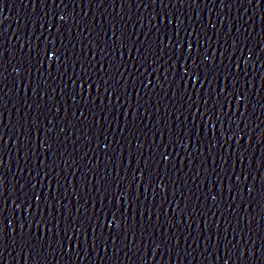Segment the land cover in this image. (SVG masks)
Listing matches in <instances>:
<instances>
[{
	"label": "water",
	"instance_id": "1",
	"mask_svg": "<svg viewBox=\"0 0 264 264\" xmlns=\"http://www.w3.org/2000/svg\"><path fill=\"white\" fill-rule=\"evenodd\" d=\"M45 37L66 71L41 65ZM0 44V264L264 262V0H5ZM221 89L242 99L209 119ZM29 234L43 250L21 251Z\"/></svg>",
	"mask_w": 264,
	"mask_h": 264
},
{
	"label": "snow or ice",
	"instance_id": "2",
	"mask_svg": "<svg viewBox=\"0 0 264 264\" xmlns=\"http://www.w3.org/2000/svg\"><path fill=\"white\" fill-rule=\"evenodd\" d=\"M5 2V0H0V4H3ZM35 2V0H34ZM43 3L48 4L51 3L53 5L57 4V0H42ZM60 2L62 3L63 0H60ZM153 2H155V0H153ZM161 3H163V0H160ZM181 3L184 2V0H180ZM197 2V0H191V3L195 4ZM249 3H252V0H248ZM255 3L257 5H259L261 3V0H255ZM45 15H48L47 13ZM53 16L56 15L55 12L52 13ZM60 20H64L63 16L59 17ZM178 20V17H177ZM182 23V22H180ZM41 27H43V25H41ZM185 32H187V29H185ZM57 33H59V28H57ZM175 35L177 38L180 37V31H179V26L177 27V30L175 32ZM188 35H191V33H188ZM39 39V38H38ZM46 43L45 46L43 47V55L41 56V53L39 51H37V56L41 57L40 58V63L41 65H43L44 61H49L50 63V67L52 66V64H55L57 66V69L59 70V67L61 65L65 66V71L67 70V66H66V61L69 59L68 55L66 54V50L62 51V47L66 49V46L63 45V43H61V46L58 47L56 44V39L55 37H53V39L48 40L47 37L44 38ZM131 37L126 36V34H122V37L120 38V44H121V48L127 47V44L125 43V40H130ZM165 39H167L169 41V45L172 46V48H170L169 50L171 51L173 48L179 53V55H176V52H173L174 55H176V62L179 63L180 58L183 56V58L186 60H188L190 58V56H184V52H183V43L180 39H176L173 40L171 36H165ZM160 44L164 43L163 39L159 40ZM238 44L237 41H234V50L236 51H241V49L239 47H236V45ZM50 45V46H49ZM192 44L191 42H189L187 44V47L189 49L192 48ZM0 47H2V44H0ZM39 47V46H38ZM73 48H75V45H72ZM163 50V49H161ZM20 51L23 52V46H21ZM31 48L29 49V59H32L31 57ZM251 51V50H249ZM137 52H139V49L137 48ZM2 53H0V77H4V74L8 72V66L5 64L3 58H2ZM155 55V53H154ZM121 56H123V53L121 52ZM146 57H141L142 61H146ZM159 59V57H157V60ZM169 59L171 60V57H169ZM205 59H207V56H205ZM155 62V61H154ZM230 67V66H229ZM238 67V65H237ZM11 70L12 72H15L17 74H20L21 69L16 67L15 65L11 66ZM116 71L119 72L120 68L119 66H117ZM137 71H139V69L137 68ZM185 74L188 76L189 81H195V82H200V65L197 64L195 61H193V66L191 68H188L187 66H185ZM86 75V74H85ZM207 77H205L206 79ZM78 79L82 80V84H81V92L84 91V84L88 85V88H92L93 86L96 87L97 91H99L100 88V84L95 81L92 80L91 77H88L87 79H85L84 77H78ZM75 80L72 81L73 84H75ZM105 84H107V81H104ZM116 83H119V81L117 80ZM141 83H143V81H141ZM193 87H195V85L193 84ZM39 89V85L36 86V88H33V92L36 93L37 95H40V92L38 91ZM52 91H55V89L53 88ZM115 91V90H114ZM105 92L108 93L109 96H111L113 93L109 92V89L106 87L105 88ZM218 97H221L220 99L216 100V105H218V108L214 105V107L211 109L210 112H208L209 115V119H212L213 116L217 117V120L219 121V114H223L225 116H227V113L224 112V108H225V103H228L229 105V109L231 108V99H242V96L239 92L233 91L231 93H225V89H221L219 93H217ZM2 99V98H0ZM117 99H119V97L117 96ZM189 99H191V97H189ZM205 104H207V101H205ZM57 111H59V109H57ZM84 113L83 111H81V116H83ZM106 119V117H105ZM49 123H51V121H49ZM239 127V125H237V128ZM61 131H63V129H61ZM231 139V137L229 138ZM3 140V137L0 136V141ZM47 146L49 149H51V144H47V141H42L41 146ZM107 146V145H106ZM163 155V154H161ZM163 158L165 160H167V156H163ZM42 162V161H41ZM3 161L2 158H0V165H2ZM21 171H23L21 169ZM39 175V173H37ZM45 175H47V173H45ZM5 179L6 177L3 175V172L0 171V196H2L3 194V189L5 187ZM237 180H239V176H237ZM24 185H21V188L23 189ZM97 191H99V189H97ZM117 191H120L119 187L117 188ZM252 188H249V193H251ZM22 195L24 197H27V193L24 192L22 193ZM121 195H123V193H121ZM112 196L119 200L120 197L116 196L115 193H112ZM28 200L31 199V197H27ZM36 199H39V197H36ZM213 199H215V197H213ZM17 200H20V203H17L15 200L13 201V203H15V206L17 209L22 208L23 204L26 203V200H22L21 197H17ZM101 203H103V201H101ZM111 203V201H110ZM51 207V206H49ZM77 211H79V209H77ZM109 212H111V209L108 210ZM112 214V219L108 220V214L105 213V221L106 224L109 228L112 227L113 223L116 222V218H115V213H111ZM97 222H98V226L100 228L105 227V224L103 223H99V216H97ZM8 227L12 229L13 232H15V227H13V221L9 220L8 221ZM21 229H23L24 225L21 224L20 225ZM49 231H51V229H49ZM210 239V238H209ZM235 239V237H234ZM113 243L115 242V237H112ZM3 241H4V229L0 228V247L3 246ZM15 242V241H14ZM107 243V242H105ZM158 246V245H157ZM37 247H39V249L43 250L44 249V244L42 241H40L38 238L36 240V243H33L32 241V237L29 234L28 237L25 239L22 236L21 239V251H23L25 248L29 249L31 252H36ZM49 248H51V244L48 245ZM233 247L235 248L236 245H233ZM60 249L61 251H63V245H60ZM37 254L39 255L40 253L37 252ZM241 255H244V253H241ZM262 264H264V262H262Z\"/></svg>",
	"mask_w": 264,
	"mask_h": 264
}]
</instances>
